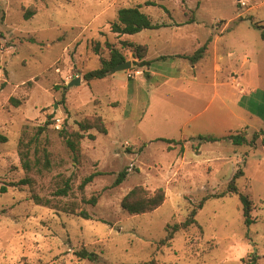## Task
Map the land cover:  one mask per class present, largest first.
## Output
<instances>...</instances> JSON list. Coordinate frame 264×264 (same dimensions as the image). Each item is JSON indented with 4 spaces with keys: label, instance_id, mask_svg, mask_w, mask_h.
Returning <instances> with one entry per match:
<instances>
[{
    "label": "rangeland",
    "instance_id": "rangeland-1",
    "mask_svg": "<svg viewBox=\"0 0 264 264\" xmlns=\"http://www.w3.org/2000/svg\"><path fill=\"white\" fill-rule=\"evenodd\" d=\"M145 1L0 0V132L8 137L0 143V264H264L261 138L256 146L199 144L198 138L241 133L251 139L264 128V0ZM138 4L166 26L113 33L118 9ZM215 35L218 41L197 62L171 57L193 55ZM125 39L146 44L152 64L139 66L120 44ZM106 41L120 46L132 67L86 81L84 74L108 56ZM77 77L80 83L69 86ZM213 77L219 84L211 101ZM195 111L200 115L193 117ZM95 115L107 133L88 130L75 158L64 134ZM39 126H45L41 134ZM34 136L27 171L19 141ZM160 138L184 140V151ZM126 167V179L114 185ZM238 170L239 192L252 201V223H245L239 194L209 197L198 224L161 243L168 226L181 224L203 198L227 190ZM24 178L31 183L15 185ZM67 178L69 195L56 196ZM136 185L162 187L166 200L152 212L131 215L121 201ZM34 194L57 208L36 204ZM73 204L75 213L62 209ZM83 248L97 259L78 257Z\"/></svg>",
    "mask_w": 264,
    "mask_h": 264
},
{
    "label": "trees",
    "instance_id": "trees-1",
    "mask_svg": "<svg viewBox=\"0 0 264 264\" xmlns=\"http://www.w3.org/2000/svg\"><path fill=\"white\" fill-rule=\"evenodd\" d=\"M162 1L164 0H146L144 4L156 6V5H159V3ZM181 1L182 3L186 2V0H181ZM142 6H143L142 4H138L135 6L119 8L117 12L116 20L111 22V25H110L111 31L118 35L130 36V35L137 34L140 31L145 30V29H157L162 26H166V24L164 23H154L151 17L142 10ZM30 13L32 12H29V14L26 15V18L29 17ZM193 21H195V16L191 17L187 22H193ZM254 25L256 27H261L257 24H254ZM261 36L264 39V32H261ZM120 44L124 48H129L130 51L134 54V56L140 59V62H138L139 66L152 64L153 60L145 59V56L148 52V46L146 44H139L136 41L131 40V39L121 40ZM98 45L99 43H97V46ZM105 45L108 49V56L106 57L101 56L100 66L84 74V79L86 81L105 78L113 67H115L121 62H124L127 59L125 53L122 51L120 46L110 43L109 41H106ZM207 48H208V45L207 43H205L204 45L199 47L193 55L189 56L186 54H181V55L176 54V55H172L171 57L189 58L191 59L193 63H195L205 55ZM159 58L165 59L167 58V56L163 55V56H160ZM10 101L17 102L15 98H10ZM78 125H79L78 130L67 132L66 134H64L65 142L67 146L70 148V150L74 153L75 158H77L80 155V151H81L80 141L84 137L85 133L88 132V130L95 128L101 133H107L105 122L103 118L99 115L84 118L83 120L78 122ZM44 129H45V126H42V127L39 126L37 133L41 134L44 131ZM88 135L90 138L95 137V135L91 133H89ZM198 138L200 141L199 144L203 142H210V141L215 142L219 140H230L231 143L234 145L256 146L259 138H261V142L262 144H264V128L262 130L255 132L251 139H248L246 135H243L241 133H229L223 137L199 135ZM160 140L165 141L169 144H181V150L184 151V140L182 139L176 140V139H169V138H160ZM7 141H8L7 135L0 132V143H5ZM32 145H34V148H36V136L29 138L27 141L25 139H22L19 141V156H20L23 168L26 169L27 171H29L33 167L32 160L30 158ZM128 173H129L128 167L121 170L117 174L114 185H120L126 179ZM94 175L95 174H92L86 177L80 184V188L83 189L86 184L91 182ZM241 175H243V171L238 170L234 174L231 181L228 183L227 190L219 194H213L211 196L203 198L198 203V205L191 208L186 219L181 224H175L173 226H168V227H171V230L168 232L165 238L161 240V243H166L172 240L174 237V233L178 231L179 229H188L190 226L198 224L196 215L199 209L203 207L206 199L209 197H223L226 195L239 194L240 199L243 204L245 223L247 225L252 223L253 219H251V216H250L251 210H252V201L248 195H245L239 192V188L236 183V180ZM30 183H31L30 178H24L20 180V182L16 183L15 185L30 184ZM70 190H71L70 178H67L64 182V185L56 190L55 195L59 197H65L69 195ZM1 191L2 192L6 191V188L1 187ZM33 199L36 204L52 206V207L57 208L56 206L57 204H53L50 198H44L37 194H34ZM165 200H166V192L162 187L156 188L155 190L151 191L142 185H136L128 193L125 194V196L123 197L121 201V205L123 209L129 214L138 215V214L149 213V212L154 211L155 209L160 207L164 203ZM89 201L91 203H95L96 198L93 197ZM62 209L67 212L75 213L77 210V206L76 204L67 205V206H62ZM78 213H79L78 215L83 216L85 218L90 217L89 214L85 210H80ZM75 254L82 259L96 260L98 257L97 253L93 251H88L85 248L81 249ZM255 262H256V258L253 259V263Z\"/></svg>",
    "mask_w": 264,
    "mask_h": 264
},
{
    "label": "crops",
    "instance_id": "crops-1",
    "mask_svg": "<svg viewBox=\"0 0 264 264\" xmlns=\"http://www.w3.org/2000/svg\"><path fill=\"white\" fill-rule=\"evenodd\" d=\"M155 30V29H154ZM144 31V30H143ZM142 31H140L139 33H141ZM136 35V34H135ZM131 36V35H130ZM218 37H220L219 35H215V37H210L209 39H208V41L206 42L207 43V45L209 46L208 47V52H209V50H210V48H211V45H212V43H216V41H218ZM205 44V43H204ZM204 44H202V45H204ZM201 45V46H202ZM200 46V47H201ZM216 47V46H215ZM214 51L213 52H215V50H216V48H214L213 49ZM182 54H185V53H182ZM208 54V53H207ZM205 56V55H204ZM247 61H248V59H247V57H244L243 58V60H242V62H241V67H243V66H245L246 65V63H247ZM196 67V65H193V69ZM215 70L216 71H221L222 70V68H221V66L220 65H218L217 63H215ZM210 84V86L211 87H213V89H214V94H213V96H212V98L210 99L211 101H212V99H214V97L216 96V90H215V87H217L218 86V81H217V78L216 77H213V80H212V82H208V85ZM209 104L210 103H208L205 107H204V109L206 110L207 108H208V106H209ZM228 109H229V107H228ZM230 111V110H229ZM231 113H233L232 111H230ZM198 115H200V112H194V116L193 117H195V116H198ZM187 123V122H186Z\"/></svg>",
    "mask_w": 264,
    "mask_h": 264
},
{
    "label": "water",
    "instance_id": "water-1",
    "mask_svg": "<svg viewBox=\"0 0 264 264\" xmlns=\"http://www.w3.org/2000/svg\"><path fill=\"white\" fill-rule=\"evenodd\" d=\"M131 67H132L131 60H125L124 62H121L118 65H116L115 67H113L109 71V73H116V72H119V71H126V70H129ZM80 81H81V78L80 77H77V78H75L74 80H72L69 83V86L79 84Z\"/></svg>",
    "mask_w": 264,
    "mask_h": 264
}]
</instances>
